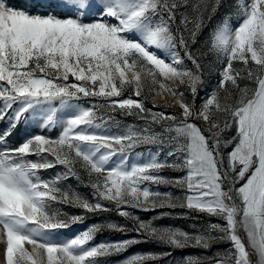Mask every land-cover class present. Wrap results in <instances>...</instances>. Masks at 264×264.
<instances>
[{"label": "snow or ice", "instance_id": "1", "mask_svg": "<svg viewBox=\"0 0 264 264\" xmlns=\"http://www.w3.org/2000/svg\"><path fill=\"white\" fill-rule=\"evenodd\" d=\"M0 125V264H264V0H0Z\"/></svg>", "mask_w": 264, "mask_h": 264}, {"label": "rangeland", "instance_id": "2", "mask_svg": "<svg viewBox=\"0 0 264 264\" xmlns=\"http://www.w3.org/2000/svg\"><path fill=\"white\" fill-rule=\"evenodd\" d=\"M10 4L16 5L18 7H27L29 4L34 3V2H39V3H56L57 0H8ZM32 11H47V9H32ZM223 13V10H221V14ZM215 23V21H213ZM207 31L204 32V36L201 37V41L203 40L204 37L207 36ZM209 63L206 61V64ZM205 84L209 87V89L214 88L217 82V68L212 67L210 71L205 72ZM205 93L202 91L201 92V98H203ZM168 97L165 96H158L157 100L163 104L166 102ZM151 106V105H149ZM170 111V109H168ZM119 118V117H118ZM125 123L133 124L136 123V121L133 118H129ZM2 126V125H0ZM146 151V150H145ZM61 169H57L56 171H60ZM170 171V170H169ZM52 173L49 172L48 175H51ZM71 184L74 188H77L81 192H89V189H85L81 186L78 185V182L75 180H70L68 182ZM165 190V189H161ZM63 211L68 212L70 215H78V214H83L82 210L74 208V207H68L65 206L63 208ZM143 215V213H141ZM149 215H158V210L152 213H149ZM199 221V223L203 224L205 222H215L214 218L210 219L207 217H197L195 218ZM109 221H114L120 224L126 223V221L119 217L116 213H99L96 215L93 214H87L85 220L82 223H78L74 225L70 230H62L64 233L63 238H67L69 235L73 233H77L80 231L85 230L87 227L91 226L94 223H107ZM163 223L165 224H173L174 226L177 227H182V228H191L193 226L192 219L183 216L181 217L179 211L173 212L170 217H166L163 220ZM128 235H135L134 233L128 234ZM122 238H128L127 235L111 231V230H103L99 233L96 234L95 237V242H106V241H113V240H118ZM225 245H219L217 247L212 248L210 251H206L204 249L198 248V247H188L185 249H173L169 248L164 245H158L153 241H148L146 243H141L138 245L132 246L128 251L119 253V254H114L112 256H109L105 258L106 264H123V261L138 252H153L158 255L163 254V253H170L167 255H161L159 264H180L181 261H183L185 258L192 256V257H202V258H207L214 253L218 251H222Z\"/></svg>", "mask_w": 264, "mask_h": 264}]
</instances>
